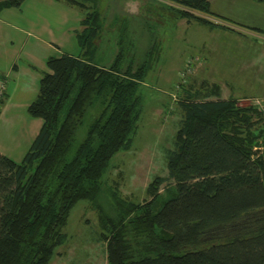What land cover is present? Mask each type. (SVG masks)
<instances>
[{
	"label": "trees",
	"instance_id": "obj_1",
	"mask_svg": "<svg viewBox=\"0 0 264 264\" xmlns=\"http://www.w3.org/2000/svg\"><path fill=\"white\" fill-rule=\"evenodd\" d=\"M24 1L0 0V12ZM172 1L182 19L235 31L206 17L208 0ZM80 25L79 54L46 60L27 107L42 120L27 152L19 163L0 153V264H48L80 200L99 210L107 264H264V109L212 100L217 86L183 89L167 175L150 181L148 198L112 193L113 216L100 208L109 163L137 131L153 46L137 59L129 33L111 63L97 65L98 13Z\"/></svg>",
	"mask_w": 264,
	"mask_h": 264
},
{
	"label": "rangeland",
	"instance_id": "obj_2",
	"mask_svg": "<svg viewBox=\"0 0 264 264\" xmlns=\"http://www.w3.org/2000/svg\"><path fill=\"white\" fill-rule=\"evenodd\" d=\"M208 2L206 17L235 31L182 19L172 0H25L20 8L2 11L0 26L11 38L2 47L5 60L0 59V74L9 75L6 85L0 79V153L22 160L42 123L27 107L47 71L46 60L63 53L77 56L80 21L95 11L102 25L94 52L97 65L108 66L129 33L137 59L153 46L151 68L139 87L142 113L136 134L131 148L111 159L99 206L112 217V193L135 203L147 199L150 181L167 175L166 151L173 149L182 118L178 101L186 95L183 89L205 93L217 86L220 96L212 100L233 98L240 107L264 109V2ZM189 60L191 69L182 78ZM99 219L91 202H77L63 229L67 241L48 264H107Z\"/></svg>",
	"mask_w": 264,
	"mask_h": 264
},
{
	"label": "crops",
	"instance_id": "obj_3",
	"mask_svg": "<svg viewBox=\"0 0 264 264\" xmlns=\"http://www.w3.org/2000/svg\"><path fill=\"white\" fill-rule=\"evenodd\" d=\"M4 10H6V9H4ZM4 10H2V11H4ZM2 11L0 12V15H1ZM219 31L229 33V31H226L223 29H219ZM10 38H11L10 35L8 33H6L5 30H3L2 27L0 26V59L5 60V58H6V56L4 54V49H2V47L4 45V41L10 40ZM56 46L58 47V45H56ZM8 76H9L8 74H0V79L5 81V85L7 83Z\"/></svg>",
	"mask_w": 264,
	"mask_h": 264
},
{
	"label": "built area",
	"instance_id": "obj_4",
	"mask_svg": "<svg viewBox=\"0 0 264 264\" xmlns=\"http://www.w3.org/2000/svg\"><path fill=\"white\" fill-rule=\"evenodd\" d=\"M191 62H192V60H189V61L186 62V65L184 67L185 70L182 72V78H183V76H184V74L186 72H189L190 71V69H191ZM3 89H4V82L3 81H0V100H1L2 95H3Z\"/></svg>",
	"mask_w": 264,
	"mask_h": 264
}]
</instances>
